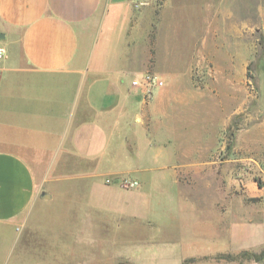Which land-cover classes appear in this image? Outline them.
<instances>
[{
    "label": "crops",
    "instance_id": "crops-1",
    "mask_svg": "<svg viewBox=\"0 0 264 264\" xmlns=\"http://www.w3.org/2000/svg\"><path fill=\"white\" fill-rule=\"evenodd\" d=\"M237 2L252 6L0 0V264H59L69 249L103 241L111 225L139 264H263L221 257L245 250L230 243L207 256L186 249L251 229L236 227L235 194L221 185L235 182L237 163L264 173V40L255 44ZM256 6L264 36V0ZM147 72L163 80L149 94L131 85ZM227 127L233 143L220 161ZM123 178L138 186L124 188ZM48 204L61 207L51 218ZM173 207L177 222L164 224ZM144 221L160 226L128 234Z\"/></svg>",
    "mask_w": 264,
    "mask_h": 264
},
{
    "label": "rangeland",
    "instance_id": "rangeland-1",
    "mask_svg": "<svg viewBox=\"0 0 264 264\" xmlns=\"http://www.w3.org/2000/svg\"><path fill=\"white\" fill-rule=\"evenodd\" d=\"M242 1V0H241ZM259 0H251V8L250 9H245L242 5L239 6V2H237V6L235 7L236 14L239 15L240 17H243L244 14H250L251 16V30L253 33V39H255V44L258 42H262L264 40V36L260 34L258 30V20H257V3ZM244 26V25H242ZM247 28V25L244 26ZM228 43H225V47H228ZM231 47V46H230ZM248 75L252 77V85L251 86V91L254 99V104L252 105V111L256 112L257 114L259 113L260 109V103L258 102L257 98L260 93H259V88L258 85L256 84L255 79L253 78V73H254V67H248ZM248 89V88H247ZM229 103L225 102L224 107L229 108ZM226 110V111H227ZM243 111H244V106L242 105L240 108V114L237 116L236 123H235V128L237 131H239L240 128H243ZM258 120V119H257ZM256 122V121H254ZM254 122H251L252 124ZM224 132L221 135L220 139V146L219 150L216 152L217 159L222 161L223 159H227L228 153H227V144H232L233 143V137H231V128L229 129L228 127L223 130ZM243 137L240 139L242 140ZM238 141H235L237 143ZM258 147V145H255ZM255 153L259 154L257 151ZM250 166H247L244 169L243 164H236V169H235V177L236 180L232 184H225L221 186H225L229 188V192L231 194H235V203H236V227L238 226H250L252 227L251 229H248L246 227L240 228L236 230L237 238L234 241L231 242H225L226 245H221V241L219 243L217 242H203L199 243L196 247L193 248H186L187 251L191 250L194 255H209L211 252H215L219 250V248H225L226 246L229 245V248L231 249L232 252H235V248H245V250L241 251H252L256 254H260L263 256L261 262L264 264V173L259 169V165L255 163L249 164ZM231 169V168H230ZM221 174L227 175V166H225L224 169L221 168ZM43 195V194H42ZM41 195V196H42ZM51 203H54L51 202ZM36 208V207H35ZM61 208V207H56L54 204H48L46 207H44V210H47V216L51 218L52 213L56 211V209ZM173 211L171 214L173 216H170L168 218L162 219V222L164 224H170V223H175L177 222L178 219V214L177 208L173 207ZM175 209V210H174ZM54 210V211H53ZM245 211V213L243 212ZM242 211V213H241ZM35 219V216H32V219ZM189 218V217H188ZM48 219V218H47ZM47 222L48 225H51L53 223L57 222H50V219ZM43 221V220H42ZM145 224H140L139 228L135 230V232L128 233L129 235H134V236H143L144 234L148 235L150 231H153L154 228L160 225H155V226H148L147 222L144 221ZM55 225V224H54ZM126 224H122L120 226H125ZM166 227V225H164ZM117 227L116 225H111L109 227V232H103L102 233V238L103 241H99L96 243H92L90 247L86 248H74L75 250V255L73 253V249H69L70 251L68 253L69 257L66 259V257H62L60 254V259L59 264H66L63 263L69 262L67 264H139L137 260H134V258H131L132 256L130 254H125V251H128L127 248H123V246H127L125 244V241L122 240V236L124 233L119 232L120 234L117 235ZM146 230H149L146 232ZM57 234L50 233L49 238H52L53 240H59L58 244V251H64V246H65V241H62V238H58ZM263 235V236H262ZM262 236V237H261ZM130 240H126L129 243L134 242L135 238L129 237ZM139 239V237L137 238ZM31 240V236L29 238ZM70 240V239H69ZM132 240V241H131ZM200 240V239H198ZM224 240V239H223ZM67 242V241H66ZM125 244V245H124ZM62 245V247H61ZM64 245V246H63ZM261 245V246H260ZM66 249V247H65ZM133 249V248H132ZM18 250V249H16ZM130 250V249H129ZM241 251H237L236 253H229L222 256H235ZM81 253V256L79 255ZM263 253V254H261ZM191 254V253H188ZM82 255H84L82 257ZM218 256V255H216ZM136 261V262H135ZM169 263V262H168Z\"/></svg>",
    "mask_w": 264,
    "mask_h": 264
},
{
    "label": "built area",
    "instance_id": "built-area-1",
    "mask_svg": "<svg viewBox=\"0 0 264 264\" xmlns=\"http://www.w3.org/2000/svg\"><path fill=\"white\" fill-rule=\"evenodd\" d=\"M5 57V50L0 47V58ZM131 85L134 87L143 86L146 92L149 94L151 90L155 87L163 86V80L159 75L152 72H147L143 74L141 77H137L131 81ZM121 186L124 188H135L138 186V181L130 178H123L120 180Z\"/></svg>",
    "mask_w": 264,
    "mask_h": 264
},
{
    "label": "trees",
    "instance_id": "trees-1",
    "mask_svg": "<svg viewBox=\"0 0 264 264\" xmlns=\"http://www.w3.org/2000/svg\"><path fill=\"white\" fill-rule=\"evenodd\" d=\"M263 254V253H261ZM226 258L229 259H237V260H255V261H261L263 256L260 254H256L252 251H242L241 253L231 256L227 255Z\"/></svg>",
    "mask_w": 264,
    "mask_h": 264
},
{
    "label": "water",
    "instance_id": "water-1",
    "mask_svg": "<svg viewBox=\"0 0 264 264\" xmlns=\"http://www.w3.org/2000/svg\"><path fill=\"white\" fill-rule=\"evenodd\" d=\"M42 196H47V195L43 194Z\"/></svg>",
    "mask_w": 264,
    "mask_h": 264
}]
</instances>
